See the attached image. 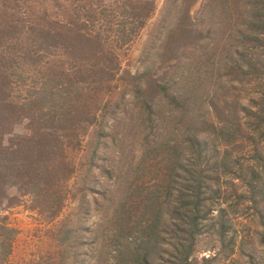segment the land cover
<instances>
[{"label": "rangeland", "instance_id": "obj_1", "mask_svg": "<svg viewBox=\"0 0 264 264\" xmlns=\"http://www.w3.org/2000/svg\"><path fill=\"white\" fill-rule=\"evenodd\" d=\"M150 5L153 6L142 25H133L137 13H145ZM186 5L189 8L181 0H0V37L10 33L4 47L15 45L24 49L34 41L41 43V37L45 40V51L36 64L27 59L23 68H14L26 78L22 89L31 88L32 80L45 71L47 62L55 66L66 59L59 55V45H51L48 33H56L67 45L73 36L75 41L82 39L78 32L96 33L101 44L89 49L103 50L98 59L88 56V60L111 68L118 65L109 81L111 86L97 98L102 107L100 116L86 126L79 144L70 143L71 129L42 124L43 129L63 135L62 146L74 167L67 176L60 169L56 182L51 184L50 190L57 189L54 194L61 196V208L56 214L50 215L39 204L41 198L27 190L25 174L7 180L0 174V184L3 182L5 187L0 195V217L17 229L10 253L0 259V264H119L118 245L134 242L131 236L118 237L116 228L125 221L123 214L127 209L132 213L128 224L140 217L143 180L151 183L150 176L164 174L166 170L165 158L148 156L149 149L162 139H176L191 115L198 121L192 125L196 129L202 118L216 122L217 117H222L228 102L234 101L231 106L242 117V109L251 107L252 99L258 98L263 84L249 76L240 77L235 70L229 73L225 65L226 56L236 44L232 35L240 23L244 0H186ZM143 72L141 79L155 110L153 121L146 126L135 118L130 87L137 80L132 76ZM23 83L15 82L13 86L18 88ZM159 84L166 85L169 94L184 93L189 97L186 106L177 108L159 97ZM16 91L14 96L21 101L27 90ZM12 126L13 131L22 133L27 120L21 117ZM245 128L232 142L216 144L208 138L210 142L201 155L190 147L186 155L195 157L197 165L207 169L212 179L211 157L216 152L221 156L226 148L232 151L233 167L245 169V165L253 164V146L245 140ZM163 145L168 149L170 144ZM260 148L264 149V141ZM159 151L160 155L168 152ZM221 171L219 168L222 193L218 200H213V207L236 203L227 195L245 190L240 180H234L231 174L224 176ZM247 205L239 203L230 215L235 229L231 256L221 258L225 253L221 249L223 244L210 231L212 228H207L198 237L193 264H204L203 256L218 253L209 264H264L260 212ZM259 208L264 213V202ZM134 234L137 235H131Z\"/></svg>", "mask_w": 264, "mask_h": 264}, {"label": "trees", "instance_id": "obj_2", "mask_svg": "<svg viewBox=\"0 0 264 264\" xmlns=\"http://www.w3.org/2000/svg\"><path fill=\"white\" fill-rule=\"evenodd\" d=\"M182 1L187 6L186 0H181V3ZM152 6L146 9L144 15L137 13L138 18L133 21V25H142ZM240 14V23L232 35V40H235L237 45L234 43V47H231L230 54L225 58V65L229 73L235 70L240 77L255 78L263 84V88L258 91V98L252 99V106L242 109V117L236 107L231 106L234 101H230L222 117H217L216 122L202 118L198 128L194 129L193 122L198 121L191 115L187 118V126L176 139H162L154 148L149 149L148 156L165 158L166 170L164 174L150 176L153 178L151 183L147 184L143 180L140 217L137 216L135 221L128 224L132 213L128 209L123 211L126 219L115 232L118 237H133L131 240L134 243L127 241L118 245L116 251L119 264H193L192 256L197 249L198 237L207 228H212L210 231L215 233L223 244L221 249L225 253L221 258L227 259L234 252L235 246V229L230 215L235 212V206L239 203L247 202V206L251 205L256 212H260L259 218L263 226L261 239L264 242V213L259 208L264 202V149L260 148V143L264 141V0H244V8ZM132 31L128 35H131ZM7 35L10 33L0 37V174L4 177L3 180L25 174L27 190L35 197L41 198L39 204L50 215H54L62 203L61 196L54 194L57 189L50 190L51 184L56 182L60 169L67 176L74 167L67 159L62 146L65 145L63 135L43 129L42 124L71 129L68 131L70 143L79 144V137L84 133L86 126L96 122L100 116L102 107L97 98L111 86L109 81L115 76L118 65L115 63L111 68L100 65L99 61L88 60V56L98 59L103 50L89 49L91 45L101 44L96 33L78 32L77 35L82 39L75 41L73 36L69 38V45L61 41L56 33H48L51 45H59V55L66 59L55 66L47 62L45 71L32 80L34 84L31 88L22 89L25 86L22 81L26 78L22 71H15L14 68H23L28 64L27 59L32 65L36 64L45 51V40L41 37L43 43L41 41L37 45L34 41L24 49L15 45L6 48L4 42L8 38ZM48 54L51 55L52 52ZM7 60L10 62L7 63ZM49 68L51 69L48 70ZM142 75L144 72L139 76H132L137 80L130 87L133 90L132 109L135 118L139 124L146 126L153 121L155 110L154 103L148 96V88L141 79ZM14 76H17V79ZM15 82L23 85L15 88ZM17 89L27 90L21 101L14 96L18 92ZM157 92L159 97L168 100L177 108L186 106L189 99L184 93L169 94L164 84H159ZM21 117L27 120V126L22 133H16L12 125ZM243 127L248 128L245 140L253 146L250 155L253 164L245 165V169L233 167L232 151L226 148L221 156L215 155L216 152L211 157L212 179L207 169L197 165L195 157L191 159L186 155L189 147L197 155H201L210 139L216 141V144L232 142ZM164 143L170 144L168 149L163 147ZM164 149L168 152L160 155L159 150ZM216 150L218 151V148ZM60 156L62 158L58 160ZM219 168L224 176L231 174L234 180H240L245 185V190H234L227 195L228 198L236 199V203L231 201L227 205L213 207V200H218L222 193L218 181ZM232 170L238 172L232 173ZM234 180L229 181L231 186L234 185ZM4 188L2 182L0 195ZM213 210H216L215 214ZM66 231H69V228ZM16 232L17 229L9 225L5 217H0V259L10 253ZM133 232L137 235H131ZM66 236L67 233L60 237L59 241L63 242ZM163 251L167 253L166 256ZM218 254L203 256V263H211Z\"/></svg>", "mask_w": 264, "mask_h": 264}]
</instances>
